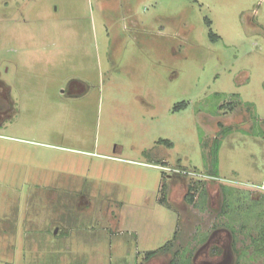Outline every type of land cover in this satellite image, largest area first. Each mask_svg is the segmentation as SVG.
Masks as SVG:
<instances>
[{
    "label": "rangeland",
    "instance_id": "obj_1",
    "mask_svg": "<svg viewBox=\"0 0 264 264\" xmlns=\"http://www.w3.org/2000/svg\"><path fill=\"white\" fill-rule=\"evenodd\" d=\"M263 195L264 0H0V264H264Z\"/></svg>",
    "mask_w": 264,
    "mask_h": 264
},
{
    "label": "trees",
    "instance_id": "obj_2",
    "mask_svg": "<svg viewBox=\"0 0 264 264\" xmlns=\"http://www.w3.org/2000/svg\"><path fill=\"white\" fill-rule=\"evenodd\" d=\"M210 34L212 37L217 38V35H215L212 30H210ZM187 103L186 102H182L179 106L175 107L176 110H178V107H186ZM223 106V105H222ZM161 143H166L168 145H172L173 143L170 140L167 139H161L160 140ZM219 140L217 138L215 145H214V155L213 158H211L212 164H213V169H210V171L215 173L216 170V165L218 164V151H219ZM199 181H194L193 183H190L188 185V192L186 193V199L189 203H193L195 200V194L196 191L201 187V192L204 195L205 189H204V181L202 179H198ZM220 187L223 191V197H224V203H223V211L226 212V207L230 205V203H232V201L237 202L238 199L235 197V195L233 194V188L231 187H227L225 184H220ZM162 189L166 190V184L164 183L162 185ZM255 205H260L259 209L262 208V210H258L259 211V221L256 224V233L253 235L251 234V246L254 248V252L264 256V195H263V199L262 201H255ZM243 225L247 226V223H243ZM232 230H234L233 227H230ZM173 241L169 240L165 245L161 246L158 249L155 250H151L147 253V257H152L155 256L156 254L160 253V252H166L171 250ZM213 252L215 254H221L224 252V249L219 247V246H215ZM179 251L176 250L173 254V257L170 261L169 264H181V261L179 259Z\"/></svg>",
    "mask_w": 264,
    "mask_h": 264
},
{
    "label": "built area",
    "instance_id": "obj_3",
    "mask_svg": "<svg viewBox=\"0 0 264 264\" xmlns=\"http://www.w3.org/2000/svg\"><path fill=\"white\" fill-rule=\"evenodd\" d=\"M184 173H185V175H188L191 178L198 177L196 179L204 178L205 180H211V181H218V180H220L219 177H217V176H213L211 174H206V173H199L197 171H184ZM254 186L257 187V185H254Z\"/></svg>",
    "mask_w": 264,
    "mask_h": 264
},
{
    "label": "flooded vegetation",
    "instance_id": "obj_4",
    "mask_svg": "<svg viewBox=\"0 0 264 264\" xmlns=\"http://www.w3.org/2000/svg\"><path fill=\"white\" fill-rule=\"evenodd\" d=\"M223 254H224V259L226 258V255H227V252H226V250L223 252ZM226 261L225 260H223V261H220L218 264H224Z\"/></svg>",
    "mask_w": 264,
    "mask_h": 264
}]
</instances>
